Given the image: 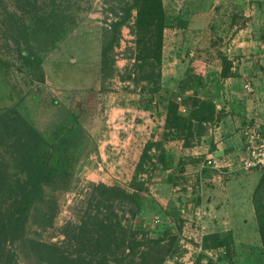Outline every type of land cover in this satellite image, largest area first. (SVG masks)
Instances as JSON below:
<instances>
[{
  "label": "crops",
  "instance_id": "obj_1",
  "mask_svg": "<svg viewBox=\"0 0 264 264\" xmlns=\"http://www.w3.org/2000/svg\"><path fill=\"white\" fill-rule=\"evenodd\" d=\"M161 3L166 19L158 65L160 90L150 94L145 81L112 77L111 92H101L98 98L109 108L105 121L109 116L120 128L114 144L122 157L115 168L130 170L123 180L127 185L144 151L148 159L141 167L146 172L139 180L149 206L139 215L159 213L168 226L180 219L203 238L200 249L225 250L218 264H259L251 253L252 193L258 179H252L254 169H240L239 161L246 156L244 128H264V0ZM128 28H121L120 47L126 43L131 49ZM94 56L99 61V49ZM118 62L120 72L133 60L128 53ZM72 66L58 59L47 80L64 91L92 92L89 88L99 84L98 73L93 80ZM245 83L250 90L243 88ZM164 90L177 103L179 125L167 115ZM199 101L213 106L209 119L195 116Z\"/></svg>",
  "mask_w": 264,
  "mask_h": 264
},
{
  "label": "rangeland",
  "instance_id": "obj_2",
  "mask_svg": "<svg viewBox=\"0 0 264 264\" xmlns=\"http://www.w3.org/2000/svg\"><path fill=\"white\" fill-rule=\"evenodd\" d=\"M129 2L0 0V61L8 63L7 66L0 63V110L14 107L41 132H45L56 121H63L67 111L77 116V160L69 176L55 181V188L44 187L42 196L34 202L28 213L24 236L43 244H54L59 250L68 253L71 259L76 256L75 250L80 243L85 241L83 236L79 237L82 222H86L82 229L87 228L90 232L89 222L96 215L97 220L105 219L103 225L106 223L111 227V243L107 246L111 254L105 256L110 264L122 258L121 264L127 263L123 257L130 250L127 243L135 241L130 233L138 229L147 231L150 239L163 237L162 245L168 248V257L162 264H218L222 259L220 255L225 256V250L200 249L203 238L180 219L168 226L169 223H164L159 213H148L145 217L133 215L132 206L128 202L117 198L107 200L103 194L105 187L113 186L130 191L128 184L133 182L138 185L142 177L139 174L146 172L141 170L135 174L133 171L128 184H123L130 170L115 168L117 158L122 157L121 153H116L114 144V135L120 128L109 116V121H105L107 114H110L109 108L107 102L101 103L98 99L101 92H111L113 84L110 78L126 79V71L119 72V62L116 64L115 61L127 57L128 45L124 43V47H120L123 45L120 42L121 28L128 27L129 22H132L133 10H130L126 19L128 24L123 23L119 27L118 43L108 51L110 63L108 61L102 69L100 47L102 41L106 42L109 38V33L104 32V29L122 17ZM16 41H27L29 51L34 53L36 50L40 63L35 71L27 69L19 61ZM97 49L99 61H95L94 56ZM60 58L66 65H73L78 73H89L93 80L98 73L99 84L89 88L92 90L89 93L80 90L64 91L51 85L47 80L49 68ZM29 73L33 76L30 77ZM250 172L252 179H258L252 193L253 229L256 233L254 231L251 253L253 260L264 264V240L261 241L259 233L264 231V171ZM154 217L156 223H152ZM90 236L87 233L85 238L92 244L94 239L93 236L88 239ZM135 237L138 239L140 233H136ZM184 242L188 245H184ZM7 248L16 250L12 264H28L18 256L16 248ZM137 261L135 257L132 264Z\"/></svg>",
  "mask_w": 264,
  "mask_h": 264
},
{
  "label": "trees",
  "instance_id": "obj_3",
  "mask_svg": "<svg viewBox=\"0 0 264 264\" xmlns=\"http://www.w3.org/2000/svg\"><path fill=\"white\" fill-rule=\"evenodd\" d=\"M130 10L134 11V15L131 24H128L126 19ZM165 19L161 0H130L123 10L122 17L110 23L108 29H104V32L109 33V38L101 43L100 68H104L108 61L110 63L108 51L118 43L119 27L123 23L128 24L129 32L133 36V47L127 48L126 51L133 62L125 70V78L133 83L145 81L147 92H158V65ZM15 46L19 61L27 69L35 71L40 63L36 50L34 53L29 51L27 41H16ZM0 63L8 65L7 62ZM29 76L32 77L33 74ZM163 92L167 115L173 117V122L177 125L181 124V119L176 115L177 103L169 97L167 90ZM212 108L210 102L199 101L197 109L193 112L201 119H209ZM201 114L204 115L200 116ZM76 120L77 116L67 111V117L63 121H56L45 132H41L14 107L0 110V264L14 263L16 250L8 249L7 246L16 248L18 256L28 264L111 263L105 259L106 255L111 254L110 248H107L111 243V227L106 223L103 225L105 219L97 220L96 215L91 217L89 222L90 232L87 228L82 229L86 225V222H82L79 237L83 236L85 241L78 244L76 256L71 259L68 253L59 250L54 244L27 239L23 233L31 206L42 196L44 187L55 188L53 185L56 180L64 179L71 173L78 157L77 150L75 152L78 141ZM146 159L148 156L143 151L134 169L135 174L143 170L141 163ZM142 184L141 181L138 185L130 182V191L116 186L105 187L103 194L107 200L117 198L128 202L132 206L133 215L142 214L148 204L146 200L149 199L142 193ZM134 232L130 233V236L135 241L127 243L130 250L123 255L127 259L126 264H132L135 257L138 259L136 264H161L168 251V248L162 245L163 237L150 239L147 231L142 229ZM138 232L139 240L135 237ZM87 233L93 236L92 244L86 241ZM259 233L261 241L264 240V231ZM91 236L88 239H91ZM122 260L123 258L112 264H121Z\"/></svg>",
  "mask_w": 264,
  "mask_h": 264
},
{
  "label": "built area",
  "instance_id": "obj_4",
  "mask_svg": "<svg viewBox=\"0 0 264 264\" xmlns=\"http://www.w3.org/2000/svg\"><path fill=\"white\" fill-rule=\"evenodd\" d=\"M262 35L264 36V31ZM261 47L264 49V42L261 44ZM262 73L264 74V68L262 69ZM243 88L250 90L248 83H245ZM176 101H180V98L176 97ZM243 135L245 138L246 156L239 161L240 169L244 171L250 169L264 171V128L246 126L243 130ZM207 163L214 165L215 161H209ZM156 220L154 217L152 223H156Z\"/></svg>",
  "mask_w": 264,
  "mask_h": 264
}]
</instances>
